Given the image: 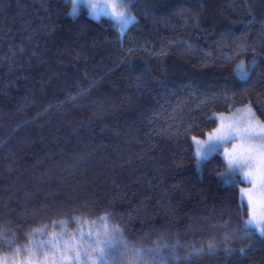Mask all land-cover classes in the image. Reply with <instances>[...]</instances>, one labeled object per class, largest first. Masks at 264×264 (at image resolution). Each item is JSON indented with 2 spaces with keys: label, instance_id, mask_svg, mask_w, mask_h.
Segmentation results:
<instances>
[{
  "label": "trees",
  "instance_id": "16d2710c",
  "mask_svg": "<svg viewBox=\"0 0 264 264\" xmlns=\"http://www.w3.org/2000/svg\"><path fill=\"white\" fill-rule=\"evenodd\" d=\"M126 11L121 31L71 0H0V255L87 229L119 240L113 264L125 242L150 264H264L246 184L192 140L239 106L264 121V0Z\"/></svg>",
  "mask_w": 264,
  "mask_h": 264
},
{
  "label": "snow or ice",
  "instance_id": "6c2138e0",
  "mask_svg": "<svg viewBox=\"0 0 264 264\" xmlns=\"http://www.w3.org/2000/svg\"><path fill=\"white\" fill-rule=\"evenodd\" d=\"M71 2L72 14H75L79 3H85L91 9V15H109L113 23L120 26L121 31L135 21V17L126 11L132 6V0H105L104 3H97L96 0ZM249 71L250 67H246L243 62L237 66L240 79H246ZM244 111L248 117L246 121L220 118L219 127L208 135L206 141L195 136L192 140L198 164L207 159L212 152L224 148V160L227 165L224 175L232 178L239 175L242 183L251 185L249 188L240 189L241 200L247 199L248 202V220L241 225V231L249 235L255 229L264 236V121L257 120L250 107H246ZM237 140L239 143H233ZM228 144H232L231 150L228 149ZM60 223L66 224L65 221ZM112 233L118 235L119 230L113 229ZM4 235L3 230H0V236ZM85 239L89 242L85 243ZM92 241L90 232L87 238L81 231L79 238L73 236L67 241H62L53 234L47 241L30 240L24 248L19 246L13 248L10 257L0 255V264H113L111 256L120 246L119 240L105 239L98 234L95 245ZM123 248L129 264H150L144 260V256L151 254L152 249H135L126 242ZM42 249H50L51 256L47 251L42 253ZM89 253H94L95 259L90 257L85 260L84 256ZM125 253H122V256Z\"/></svg>",
  "mask_w": 264,
  "mask_h": 264
},
{
  "label": "rangeland",
  "instance_id": "374dc122",
  "mask_svg": "<svg viewBox=\"0 0 264 264\" xmlns=\"http://www.w3.org/2000/svg\"><path fill=\"white\" fill-rule=\"evenodd\" d=\"M133 1H136V0H132V2ZM96 2L97 3H104L105 2V0H96ZM77 7H82V8H85V11L90 15V16H92V17H95V18H97V17H102V16H107V17H110L109 15H106V14H101V15H99V16H93V15H91V9L88 7V5L87 4H85V3H79L78 4V6ZM111 18V17H110ZM241 64V63H240ZM245 64V63H244ZM239 65V64H238ZM237 65V66H238ZM254 64L252 63V64H250V68L253 66ZM237 66H236V68H235V73H236V75H237V77L239 78V75L237 74ZM246 66V65H245ZM247 67V66H246ZM240 79V78H239ZM246 107H248V106H239V107H236L235 109H233L232 111H230V112H228V113H224V114H222L219 118H218V123H217V126L215 127V129L217 128V127H219V124H220V118H223L224 120H230V119H236V120H247V114H246V112L244 111L245 110V108ZM252 111V110H251ZM253 113V112H252ZM254 114V113H253ZM255 116V115H254ZM255 118L257 119V120H260L259 118H257L256 116H255ZM260 121H262V120H260ZM214 129V130H215ZM214 130L212 131V132H210V133H213L214 132ZM210 133H208L207 134V136H205L204 138H202V139H200V140H207V138H208V135L210 134ZM233 143H239V141L237 140V141H234ZM227 147H228V149L229 150H231L232 149V144H228L227 145ZM220 154L223 158H224V148H219L218 150H216V151H214V152H212L210 155H212V154ZM238 177H239V175H237ZM240 178V177H239ZM229 180L230 179H232V178H228ZM249 187H251V185H249V184H246V186L245 187H241V188H249ZM240 188V189H241ZM239 194H240V199H241V193H240V190H239ZM243 203H244V205L247 207V209H248V202H247V199H244V200H241ZM247 220H248V218H247ZM256 233H258L259 234V232L257 231V230H255V229H253ZM81 231L85 234V232L87 231V229L86 230H82V229H80L79 230V232H78V234L76 233L75 235H73V236H75V237H77V238H79V236H80V233H81ZM89 232V231H88ZM260 235V234H259ZM72 236V237H73ZM85 236V235H84ZM87 236H88V233H87ZM87 236H85V238H87ZM91 236L93 237V241H92V243H93V245H95V238L97 237V234H95V233H92L91 234ZM60 238L62 239V241H67V240H65V239H63L61 236H60ZM66 239H70V238H66ZM89 241L87 240V239H85V243H88ZM42 251V253L43 252H45V251H47L48 252V254H49V256H51V251H50V249H42L41 250ZM81 251H83V248H81ZM92 258V259H95V254L94 253H89L88 255H85L84 256V259L85 260H87V259H89V258Z\"/></svg>",
  "mask_w": 264,
  "mask_h": 264
}]
</instances>
